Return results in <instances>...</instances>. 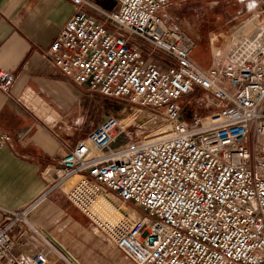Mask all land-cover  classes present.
<instances>
[{
    "label": "built area",
    "instance_id": "2783aa9c",
    "mask_svg": "<svg viewBox=\"0 0 264 264\" xmlns=\"http://www.w3.org/2000/svg\"><path fill=\"white\" fill-rule=\"evenodd\" d=\"M186 1L115 0L104 9L70 0L48 48L54 66L163 126L149 141L114 146L129 125L105 117L57 161L62 173L49 191H63L85 231L130 264H264V25L226 64L203 67L180 18H170ZM15 81L0 69L9 98ZM10 141L0 128V150ZM46 195L1 209L0 264H79L30 219Z\"/></svg>",
    "mask_w": 264,
    "mask_h": 264
},
{
    "label": "crops",
    "instance_id": "0c3cea01",
    "mask_svg": "<svg viewBox=\"0 0 264 264\" xmlns=\"http://www.w3.org/2000/svg\"><path fill=\"white\" fill-rule=\"evenodd\" d=\"M90 1L115 7L110 0ZM71 13L70 0H0V69L16 76L12 98L0 91V128L11 135L0 150V223L2 208L21 209L47 192L30 219L81 264L95 251L80 232L84 223L63 191L49 189L62 173L57 161L105 115L90 120L98 94L63 75L48 52Z\"/></svg>",
    "mask_w": 264,
    "mask_h": 264
},
{
    "label": "rangeland",
    "instance_id": "374dc122",
    "mask_svg": "<svg viewBox=\"0 0 264 264\" xmlns=\"http://www.w3.org/2000/svg\"><path fill=\"white\" fill-rule=\"evenodd\" d=\"M110 1L114 7V0ZM175 17L180 18L182 28L186 29L195 41L193 58L196 62L203 67H210L213 64L224 65L228 62L236 43L243 37L254 34L256 27L264 25V0H188L175 7L170 18ZM96 101L90 113L91 121L103 115L105 117L112 115L129 125L114 146L128 140H148L159 135L157 131L163 126L162 119L146 113L140 106L101 95L96 96ZM78 222L84 223L83 229L80 227V232L90 238L86 239L88 245L95 250L81 260L83 264H130L102 238L88 230L85 231L87 223L80 213ZM109 252L116 254L110 255Z\"/></svg>",
    "mask_w": 264,
    "mask_h": 264
},
{
    "label": "bare ground",
    "instance_id": "6f19581e",
    "mask_svg": "<svg viewBox=\"0 0 264 264\" xmlns=\"http://www.w3.org/2000/svg\"><path fill=\"white\" fill-rule=\"evenodd\" d=\"M255 2V1H254ZM256 3V2H255ZM256 12V11H255ZM232 40V39H231ZM236 42V41H235ZM144 141H149V139L148 140H144Z\"/></svg>",
    "mask_w": 264,
    "mask_h": 264
}]
</instances>
